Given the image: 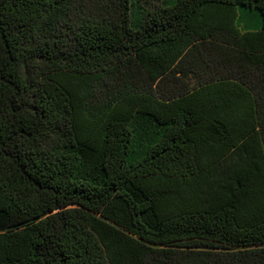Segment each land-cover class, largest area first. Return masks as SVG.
<instances>
[{
    "label": "trees",
    "instance_id": "16d2710c",
    "mask_svg": "<svg viewBox=\"0 0 264 264\" xmlns=\"http://www.w3.org/2000/svg\"><path fill=\"white\" fill-rule=\"evenodd\" d=\"M0 264H264V0H0Z\"/></svg>",
    "mask_w": 264,
    "mask_h": 264
}]
</instances>
